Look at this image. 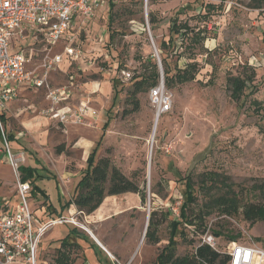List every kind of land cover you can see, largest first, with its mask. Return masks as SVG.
<instances>
[{
	"label": "rangeland",
	"instance_id": "1",
	"mask_svg": "<svg viewBox=\"0 0 264 264\" xmlns=\"http://www.w3.org/2000/svg\"><path fill=\"white\" fill-rule=\"evenodd\" d=\"M110 3H113L111 10ZM208 3L215 8L206 18L193 16L208 11ZM250 3L251 0H105L88 20L75 28L71 23L73 45L81 50V56L76 61L65 60L68 66L65 72L53 71L48 79L50 87L66 86L70 92L69 99L62 104L74 107L86 101L97 116L84 124H62L51 119L44 113L51 102L43 87L21 89L18 102L10 107L7 127L19 139L10 140L9 145L16 152L17 142L20 144L18 148L23 149L25 164H33L35 161L30 156H35L55 173L56 180L46 178L38 185L56 206L72 194L90 149L102 137L97 156H109L145 195L142 202L138 193L118 194L117 200L132 209L114 218L110 226L120 243L128 239L129 248L138 238L133 264H156V255L168 241V223L179 213L183 193L180 178L189 172L195 175L194 180L209 171L227 176L232 189L244 202L264 205L258 188L264 181V115L254 104V101L264 104V12ZM149 12L157 19L152 29ZM176 15L191 26H205L207 38L194 51V60L199 66L195 78L169 88L172 108L155 121L148 89L137 95L139 109L130 111L127 91L132 80H122L120 72L129 70L133 77L143 73L150 60L156 62L153 44L161 61L159 43L168 39L170 20ZM176 39L177 52L168 53L166 58L171 68L182 67L189 61V52L179 46L180 37ZM27 42L28 39L22 44L25 46ZM116 65L119 69L115 75L122 85L117 95L112 91L110 80ZM231 76L246 79L244 92L237 101L231 97L228 82ZM0 147L4 149L1 142ZM0 159V201L13 205L18 196L14 174L5 153L0 154ZM194 188L198 195L192 205L195 211L208 197L223 191L216 186L211 193L203 194L197 185ZM43 201L40 192L35 198L28 196L34 211ZM152 211L161 220L156 233L158 242H149L144 236ZM167 211L169 216L162 220L161 215ZM66 215L74 216L84 226L87 223V213L78 207L71 212L67 210ZM204 219L208 232L217 239V249H222L227 232L239 233L241 241L264 245L258 240L264 238V219L250 224L241 208L233 216L223 215L214 208ZM73 226L82 230L71 223H59L44 233L39 246L47 264L55 256L57 239ZM192 229L184 227L183 234L177 237L176 255H190L200 243L201 232ZM212 230L223 234L216 236ZM70 237L78 235L71 233ZM86 239L82 234L80 240L89 254L90 264H98L100 259L102 264H108L106 256ZM80 251L75 249L73 255L82 257ZM37 264H41L39 252ZM74 264H82L81 259Z\"/></svg>",
	"mask_w": 264,
	"mask_h": 264
},
{
	"label": "built area",
	"instance_id": "2",
	"mask_svg": "<svg viewBox=\"0 0 264 264\" xmlns=\"http://www.w3.org/2000/svg\"><path fill=\"white\" fill-rule=\"evenodd\" d=\"M105 0H0V138L7 161L13 171L17 202L0 201V264H37L39 243L47 229L59 223H71L84 228L72 215H61L42 220L30 207V184L21 180L19 166L25 161L23 150L13 152L6 133L11 103L18 99L23 88H45L51 105L44 109L57 122L84 124L97 116L86 101L77 105L62 104L69 99L66 86L50 87L49 75L59 68L64 57L78 60L81 50L73 45L70 28L73 17L88 20ZM259 10L264 12V6ZM153 44L150 30L147 26ZM30 35L33 43L44 42L41 56L34 58L21 47L14 50L13 39L19 42ZM63 40V51L52 53L51 46ZM154 57L159 70L161 61L154 44ZM122 80L132 78L129 70L122 69ZM148 99L155 109V120L172 108V93L166 87L163 72L158 82L149 88ZM0 162L2 160L0 159ZM19 198V201H18ZM200 243L217 249V239L207 230L200 235ZM227 264H264V246L254 242L230 241L225 244Z\"/></svg>",
	"mask_w": 264,
	"mask_h": 264
},
{
	"label": "trees",
	"instance_id": "3",
	"mask_svg": "<svg viewBox=\"0 0 264 264\" xmlns=\"http://www.w3.org/2000/svg\"><path fill=\"white\" fill-rule=\"evenodd\" d=\"M264 5V0H251L250 6L253 8H260ZM205 13H196L193 16L207 17L211 9L215 8V5L208 3ZM113 3H110L111 10ZM179 12V11H178ZM150 28L157 22L154 13L149 12ZM108 25H111L112 14L108 16ZM111 37V34L109 35ZM180 37L181 45L187 49L189 61L184 66L175 65L170 67L167 62V54L177 52L178 46L176 38ZM207 38L206 27H194L191 26L187 20L181 21L177 15L171 18L170 25L168 27V39H162L159 43V50L161 56V63L163 68V78L166 87L169 89L175 84H183L190 80H193L199 71L198 61L194 60L195 50L198 45L203 44V41ZM177 54V53H175ZM181 54V53H180ZM182 54H184L182 52ZM179 57V54L177 55ZM149 62V61H148ZM150 65L144 68L143 73H139L131 78V85L127 91V97L131 104L130 111L139 109V99L137 95L145 90H149L150 87L155 85L159 79V70L156 62L150 60ZM119 69V65L114 67V75L110 77L112 83V91L117 95L121 86L118 78L116 77V71ZM229 86L231 88V97L235 101L239 100L246 87V79L239 76L228 77ZM257 104L255 108L262 110L264 115V104L254 101ZM5 120V124L7 125ZM6 133L8 136V142L10 140L17 141L16 137L8 127H6ZM102 137H100L90 149L86 165L81 170L78 178L74 184L73 192L63 203L56 206L48 198V193L38 183L43 179L54 178L56 175L48 167H46L37 157L30 156L35 161L33 164H21L19 170L21 173V180L27 181L30 184L29 197L35 198L37 192H40L44 201L41 203L45 207V211L42 214V219L50 217H57L64 215L71 204L76 205L79 209L84 210L86 213L93 211L103 200L105 196L116 195L124 192H133L140 194L141 201L144 202L145 195L140 189L139 185L133 180L129 179L121 170L112 163L109 156H97V146L101 143ZM1 142V138H0ZM18 148L20 144H16ZM25 148V147H23ZM25 151V150H24ZM32 155V154H31ZM191 172L184 175L181 180L183 184L182 202L179 207L178 216L170 219L168 225L170 226V232L167 243L161 248L156 255V264H227L228 255L225 253L224 247L227 242H248L239 240V233H226L227 239L223 243L222 249H214L208 244L199 243L195 246L190 255L178 256L175 253L177 245V237L183 234L184 227H192L193 231L196 229L204 233L207 230V226L204 222L205 215L217 208L218 211L226 216H233L241 208L243 217L253 224L258 219H264V205L259 202H244L238 193L232 189V184L227 181V176L221 175L216 172H205L201 175H197L194 180ZM195 185L199 190L211 193L212 188L219 186L223 191L217 196L208 197L206 202L201 204L199 210L195 211L192 207L197 202L198 195L196 194ZM264 181L258 187L264 197ZM155 211H152L148 217V221L145 227L144 236L149 242H158L157 228L161 220L155 218ZM170 211L161 215V219H167ZM75 232V227L71 228V231L57 239L58 245L55 246V257L49 264H70L73 258L71 257V248L73 244L68 240L71 233ZM196 232V231H195ZM216 236H222L221 231L212 230ZM262 240L264 242V238ZM191 243L192 240L190 239ZM264 246V245H263Z\"/></svg>",
	"mask_w": 264,
	"mask_h": 264
},
{
	"label": "crops",
	"instance_id": "4",
	"mask_svg": "<svg viewBox=\"0 0 264 264\" xmlns=\"http://www.w3.org/2000/svg\"><path fill=\"white\" fill-rule=\"evenodd\" d=\"M81 21H82L81 18L75 15L72 19L73 28H75V25L77 26L78 23H80ZM27 39L29 43L27 42L25 46L20 45L19 42L13 39L12 45L14 47V50H19L21 49V47H23V49H25L26 51L31 52L34 57L35 56L37 57L38 55L40 56L42 54L45 43L44 42L33 43L31 41L30 35L27 37ZM62 45H63L62 40L52 45L51 52L52 53L62 52L63 46H64ZM65 60H67L66 57H64V60L60 64L57 71L65 72V67L67 66V64H65L64 62ZM24 89L25 88H23L22 90ZM22 90H20V93L22 92ZM18 100H19V97L17 100L11 103V107L13 104L17 103ZM117 195L118 194L105 196L104 199L101 201V203L93 211H91L90 213H87L86 215L87 223L84 226V228L81 227L82 229L81 231H78V229L75 228V232H73L75 236L78 235V237H76L77 239L75 237L72 238L69 236L68 240L72 243H75V246L73 244V247L70 250L71 257L73 258L70 264H74L77 259L78 260L81 259L82 264H90L88 260L89 254H86V251L84 250L82 242L80 240L82 234L83 236L85 235V237L87 238L86 240H88V242L90 240L91 243L89 242L88 244L95 246L96 248L99 249L100 252H102L106 256L105 260L108 261V264H133V261L136 258V257H133V253L135 252L134 250L137 247V244L139 241L138 238L137 240L135 238V241L132 243L133 245H131V247L129 248L127 247L129 245L127 243L128 239H125L124 243H120L118 239L114 238V231L110 227L112 226L111 222H113L114 218L121 216V214H123L130 208L132 209V207L122 204V202H119L117 200V198H119ZM75 207L77 208L76 205L71 204L69 208L67 209L68 212L69 211L71 212V210H73ZM44 211H45L44 205L40 204L39 207H37V209L34 212H36V215H38L42 219V214ZM139 239L141 241V237ZM75 249L81 250L80 255H82V257L76 258L73 255V252L75 251ZM38 252L40 253L41 264H47L46 261L41 257V247L40 246L38 247ZM37 256H38V253H37ZM53 259L54 258L51 259V262L53 261ZM101 262H102L101 259L98 260V264H102ZM136 264H140V263L138 262Z\"/></svg>",
	"mask_w": 264,
	"mask_h": 264
},
{
	"label": "water",
	"instance_id": "5",
	"mask_svg": "<svg viewBox=\"0 0 264 264\" xmlns=\"http://www.w3.org/2000/svg\"><path fill=\"white\" fill-rule=\"evenodd\" d=\"M159 70L162 72V68L159 67ZM152 138H153V135H152ZM152 138H151V139H152ZM150 147H151V146H150ZM149 154H150V153H149Z\"/></svg>",
	"mask_w": 264,
	"mask_h": 264
},
{
	"label": "bare ground",
	"instance_id": "6",
	"mask_svg": "<svg viewBox=\"0 0 264 264\" xmlns=\"http://www.w3.org/2000/svg\"><path fill=\"white\" fill-rule=\"evenodd\" d=\"M154 120H155V119H154ZM155 121H156V120H155ZM155 121H154V122H155ZM152 128L154 129V127H152ZM150 135H152V131H151V134H150Z\"/></svg>",
	"mask_w": 264,
	"mask_h": 264
}]
</instances>
